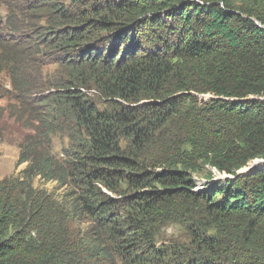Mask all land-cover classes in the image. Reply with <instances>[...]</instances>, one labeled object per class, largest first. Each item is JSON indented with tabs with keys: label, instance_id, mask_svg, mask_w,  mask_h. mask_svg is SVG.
<instances>
[{
	"label": "trees",
	"instance_id": "obj_1",
	"mask_svg": "<svg viewBox=\"0 0 264 264\" xmlns=\"http://www.w3.org/2000/svg\"><path fill=\"white\" fill-rule=\"evenodd\" d=\"M0 72L34 131L0 264H264V164L235 173L264 158V0H0ZM201 162L234 175L198 189Z\"/></svg>",
	"mask_w": 264,
	"mask_h": 264
},
{
	"label": "rangeland",
	"instance_id": "obj_2",
	"mask_svg": "<svg viewBox=\"0 0 264 264\" xmlns=\"http://www.w3.org/2000/svg\"><path fill=\"white\" fill-rule=\"evenodd\" d=\"M2 12H5L4 8H2ZM39 61L36 63L40 64L41 75L38 76L40 81L51 82L60 76L61 70L57 68V65L45 64L43 59H39ZM37 74V72L33 73L34 76H37ZM13 92L8 75L5 72H0V129L2 130L0 136V180L17 175L26 166V163L16 165V161L25 136L34 134L29 122L20 117V106L13 98ZM91 97L98 102L102 101V98L98 96ZM67 143V138L60 134L54 135L52 138L55 152H59L61 146ZM262 164H264V158L257 157L250 160L245 166L235 169V173H245L262 166ZM233 175L222 176L214 167L205 162H201L199 167L193 172V176L199 184L198 189L204 187L208 182L223 181L233 177ZM32 184L48 190H55L57 194L63 193V188H58L55 181H46L39 176L34 177ZM82 226H85V224L83 223ZM184 239H186V235L182 228L176 223H168L158 232L156 243L160 245L174 240L184 241Z\"/></svg>",
	"mask_w": 264,
	"mask_h": 264
}]
</instances>
